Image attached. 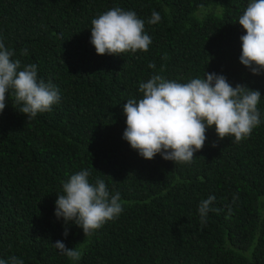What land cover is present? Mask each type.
Returning <instances> with one entry per match:
<instances>
[{
    "label": "trees",
    "instance_id": "1",
    "mask_svg": "<svg viewBox=\"0 0 264 264\" xmlns=\"http://www.w3.org/2000/svg\"><path fill=\"white\" fill-rule=\"evenodd\" d=\"M250 0H0V40L21 69L37 65L60 101L30 122L13 106L0 113V259L24 264H264V71L240 62ZM132 10L151 37L147 51L98 55L91 21ZM153 11L161 20L149 24ZM27 50L23 52L22 50ZM154 64L155 68L149 67ZM224 75L259 90L261 123L250 137L220 139L208 128L191 163L148 160L123 139V105L139 100L153 75L180 83ZM215 145V146H214ZM88 170L122 213L85 236L55 215L71 175ZM210 196L204 223L200 202ZM68 235L65 237V229ZM81 250L73 261L54 247Z\"/></svg>",
    "mask_w": 264,
    "mask_h": 264
},
{
    "label": "clouds",
    "instance_id": "2",
    "mask_svg": "<svg viewBox=\"0 0 264 264\" xmlns=\"http://www.w3.org/2000/svg\"><path fill=\"white\" fill-rule=\"evenodd\" d=\"M160 20V14L153 11L148 23ZM238 21L246 30L240 37V62L259 75L264 71V0H250ZM91 25L90 43L98 55L147 51L152 42L145 32V21L132 10L114 7L92 19ZM13 56L14 52L0 40V113L11 94L13 106L19 105V112L30 122L38 113L51 111L60 101L59 90L51 82L38 79L35 63L20 70L21 61L13 60ZM139 91L143 94L141 99H129L123 105L127 125L123 139L148 160L160 154L175 164L191 163L194 154L205 145L208 128L215 126L220 139L234 137L235 142H240L261 123L260 91L240 84L233 87L222 74L206 72L204 78L186 83L153 75L140 83ZM89 177L88 170L71 175L55 202L56 217L63 218L65 224L74 222L86 237L123 211L120 194L110 195L102 179L97 178L93 184ZM215 199L210 196L200 202L202 223L209 211H220L210 207ZM64 235H68L67 228ZM54 247L73 261L82 257L81 250L69 249L62 241H56ZM0 264L24 262L12 256L8 261L0 259Z\"/></svg>",
    "mask_w": 264,
    "mask_h": 264
}]
</instances>
